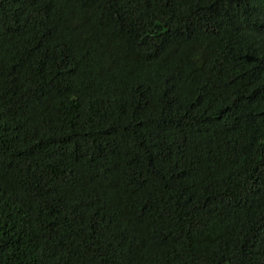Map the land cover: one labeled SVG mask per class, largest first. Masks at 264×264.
Listing matches in <instances>:
<instances>
[{"label":"trees","instance_id":"16d2710c","mask_svg":"<svg viewBox=\"0 0 264 264\" xmlns=\"http://www.w3.org/2000/svg\"><path fill=\"white\" fill-rule=\"evenodd\" d=\"M0 264H264V0H0Z\"/></svg>","mask_w":264,"mask_h":264}]
</instances>
